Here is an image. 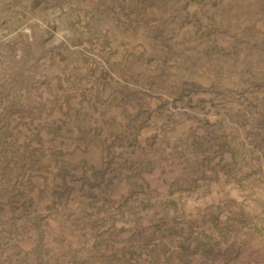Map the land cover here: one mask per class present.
<instances>
[{
    "label": "rangeland",
    "instance_id": "1",
    "mask_svg": "<svg viewBox=\"0 0 264 264\" xmlns=\"http://www.w3.org/2000/svg\"><path fill=\"white\" fill-rule=\"evenodd\" d=\"M0 264H264V0H0Z\"/></svg>",
    "mask_w": 264,
    "mask_h": 264
}]
</instances>
